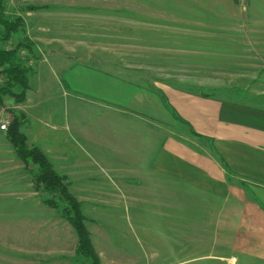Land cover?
<instances>
[{"label": "rangeland", "instance_id": "obj_1", "mask_svg": "<svg viewBox=\"0 0 264 264\" xmlns=\"http://www.w3.org/2000/svg\"><path fill=\"white\" fill-rule=\"evenodd\" d=\"M4 10L19 28L0 48H18L16 61L28 70V82L23 91L0 73L1 99L23 117L26 136L36 122L28 106L41 105L37 115L44 122L64 126L66 146L57 151L51 144L48 155L38 148L67 178L100 264H264V258L231 253L203 199L185 192L180 217L172 202L158 208L156 193L127 191L97 168L96 84L85 80L68 90L65 82L68 68L85 64L264 108V0H5ZM4 32L0 27V37ZM6 138L0 264H89L63 216L66 202L37 189L39 166L26 167ZM46 139L39 144L46 147ZM97 171L105 184H97Z\"/></svg>", "mask_w": 264, "mask_h": 264}, {"label": "crops", "instance_id": "obj_2", "mask_svg": "<svg viewBox=\"0 0 264 264\" xmlns=\"http://www.w3.org/2000/svg\"><path fill=\"white\" fill-rule=\"evenodd\" d=\"M85 80L97 88V168L127 191L156 193L158 208L172 202L180 217L185 192L203 199L231 253L264 258V108L85 64L65 74L68 90ZM27 110L36 121L27 135L33 145L47 155L51 144L65 145L64 126L44 122L41 105ZM4 137L0 150L7 147ZM44 138L46 147L38 141ZM98 172L97 184H105Z\"/></svg>", "mask_w": 264, "mask_h": 264}, {"label": "trees", "instance_id": "obj_3", "mask_svg": "<svg viewBox=\"0 0 264 264\" xmlns=\"http://www.w3.org/2000/svg\"><path fill=\"white\" fill-rule=\"evenodd\" d=\"M4 4L5 0H0V27L5 30L4 35H1L0 37V41L7 43V41L12 38V35L18 31L19 24L15 21H10L5 16ZM17 51L18 48L13 50L0 48V73L6 74L9 77V82L12 80L17 84L22 85L24 88L23 91H25L27 89L28 70L16 61ZM4 67L5 69H3ZM5 89H0L1 105H3L1 94L2 91L5 92ZM23 96L22 98H24ZM22 100L24 99H21V101ZM22 127L23 117L15 114L11 126L6 133L8 140L12 143L15 152L24 162L26 167L30 165V163L39 166V172L36 175L34 183V185L37 186V189L40 190L42 187L44 189L43 191L48 192L49 194H59L61 199L66 202V207L63 209V216L72 224L78 235L79 254L87 259L90 262L89 264H100V258L93 246L90 234L84 225L85 216L82 212L80 203L70 192L68 186L65 185L67 178L58 175L53 164L41 149L28 144V138L22 131ZM45 203L52 208H58V206L51 201H46Z\"/></svg>", "mask_w": 264, "mask_h": 264}, {"label": "built area", "instance_id": "obj_4", "mask_svg": "<svg viewBox=\"0 0 264 264\" xmlns=\"http://www.w3.org/2000/svg\"><path fill=\"white\" fill-rule=\"evenodd\" d=\"M14 115L10 107L0 104V133H7Z\"/></svg>", "mask_w": 264, "mask_h": 264}]
</instances>
